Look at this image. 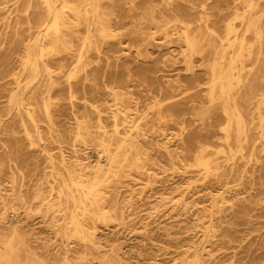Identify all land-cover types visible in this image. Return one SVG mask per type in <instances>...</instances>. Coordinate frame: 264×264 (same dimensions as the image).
<instances>
[{"label": "rangeland", "instance_id": "obj_1", "mask_svg": "<svg viewBox=\"0 0 264 264\" xmlns=\"http://www.w3.org/2000/svg\"><path fill=\"white\" fill-rule=\"evenodd\" d=\"M201 1L98 0L97 22L63 28L41 53L34 45L46 5L0 0L1 239L15 228L14 239L38 254L67 242L76 263L86 253L92 264L104 254L108 264H264V0H213V31L181 23L199 18ZM186 36L196 38L191 51ZM28 52L37 71L23 70ZM233 64L221 82L237 96L260 90V100L242 107L247 132L262 142L239 151L233 121L228 142L223 136L198 155L195 140L222 135L212 65ZM44 65L60 83L49 94L41 92ZM193 73L204 83L198 90L189 85ZM68 82L84 83V93L60 97ZM130 125L132 148L120 150L115 127L124 135ZM106 149L117 156L110 167ZM81 168L85 178L107 175L98 184L105 214L79 212L99 248L61 228L72 210L64 194L76 189L69 171Z\"/></svg>", "mask_w": 264, "mask_h": 264}, {"label": "bare ground", "instance_id": "obj_2", "mask_svg": "<svg viewBox=\"0 0 264 264\" xmlns=\"http://www.w3.org/2000/svg\"><path fill=\"white\" fill-rule=\"evenodd\" d=\"M44 5H46L47 9L45 14L40 17L38 26L36 27L38 29V36L36 37V44L34 45L35 48H38L41 53L44 51L45 47V40L47 38L51 39L52 47L51 49H54L56 44L58 43L59 37L62 34V29L65 27H71L75 24L81 23V20H84L87 22V18L93 17V22H97L100 19L99 11L97 10V3L98 0H41ZM213 0H202L200 4L196 5L192 2H189L191 4V8L193 9L194 6L199 8V18L196 20L193 18H190L188 20H181V23L185 26H190L192 24H204L206 29L209 31H213V29L209 26L211 24L210 16L206 13L211 7V3ZM256 24V22H254ZM41 28V29H40ZM101 30L109 31L108 25H101ZM114 31V30H113ZM112 33V32H111ZM63 35V34H62ZM229 32L227 30V34H225V38H221L229 40ZM185 43L187 45V48L189 51L193 49V47L196 45V38L195 36H186L185 37ZM196 48V47H195ZM194 48V49H195ZM110 51V50H109ZM108 51V52H109ZM241 53L236 55L234 58V61H240V55ZM191 55V54H190ZM189 55V56H190ZM60 61V60H59ZM25 68H31L34 71H37V65L36 61L32 58V53L28 52L26 57L24 58ZM44 71L46 72L45 77L47 78L46 81L43 83L46 90H42V93L49 94L50 91L55 88V86H59L60 83L53 77L52 72L49 70L47 65L43 66ZM212 78L213 80L210 82L209 86L211 90H213L218 84L220 88V94L222 95V102L223 107L221 109V115L218 116V118H215V124L219 127V131L222 133L221 136H218L217 138H214V136H203L200 139L195 140L197 143V150L196 153L199 155L207 148H211L212 144L215 142V144H218L219 141H221L222 137L224 136V140L228 142V129L229 125L234 121L236 126V134L237 139L236 143L238 145V150L241 151V149L244 148V146L248 145L252 151L257 148L261 144L262 141H257L256 139H252V136L249 135L245 128V124L243 122V116L245 114V108L242 107V104L251 103L252 101H258L262 98V93L259 89L251 90L246 95L242 94L237 96L235 93L233 94L230 92V87L233 86V84H225L221 82L222 76L224 79H226L225 74L229 71L233 73L235 71L234 64L231 65V67L227 69H223L220 67H215L212 65ZM229 79L232 77L231 74H228ZM14 78L16 79L17 84H19V76L14 75ZM192 80L189 83L191 88L193 90L200 89L204 85V83H200L198 80V76L195 75V73L191 76ZM228 79V80H229ZM230 82V81H228ZM218 83V84H217ZM241 83L239 79H237V82L234 86H238ZM217 84V85H216ZM41 88V85L36 86L33 91L39 90ZM85 91L84 83H78V84H71L67 83L66 88H60V97L63 96V94H67L70 98H76L77 95L83 94ZM212 91L210 95H212ZM42 95V94H41ZM43 100H46V97H42ZM211 99V98H210ZM21 102H23V99H21ZM24 106V104H23ZM47 110V106H45ZM171 112V111H170ZM71 115H75L73 110H70ZM107 134V133H105ZM114 136L120 137L119 141L121 144L119 145L120 150H124L125 146H128L132 148V125H130V131H127L122 135L118 129L115 127ZM181 147L183 148L185 144V140L181 141ZM163 149L167 151L169 148L167 146V143H164ZM136 149V156H138L137 147ZM199 151V152H197ZM105 152L108 155L107 157V164L111 165V163L117 159V156H112L110 154V151L108 149L105 150ZM206 165V164H205ZM100 169V167H99ZM110 171V170H109ZM73 171H69V175H71L70 184L76 187L75 193L71 188H68L69 194H64L65 198H68V200H71L72 202V210L67 208L68 213L70 214L69 218H64V223L62 225V229H68L72 228L77 234L80 235V237L85 240L86 242H90L94 246L99 245V241L97 243L88 240L87 231L82 224V222L79 219V212L82 214V216L89 217L91 215L96 214H105L104 210V203L105 199L102 196V193L100 191L99 185L107 180L106 173L98 172L96 173V176L94 178H85L83 177L85 175L83 168L76 171L74 173ZM102 175V176H101ZM104 176V177H103ZM98 185V186H97ZM77 194V195H76ZM66 206V205H65ZM59 230V229H57ZM16 231L15 228L11 229V238H8V240H3L0 238V264H92L91 260L88 259L84 253V256L79 257L80 263H76L72 261L70 258V254L73 252V247L67 243V242H61L59 245L54 246L53 252H42V254H38L30 248L27 247L26 242L23 240H19V243L17 240H15ZM88 240V241H87ZM85 243V242H84ZM99 248L98 246H96ZM83 255V254H82ZM99 264H108L112 262V257L108 254H104L103 256L97 258Z\"/></svg>", "mask_w": 264, "mask_h": 264}]
</instances>
